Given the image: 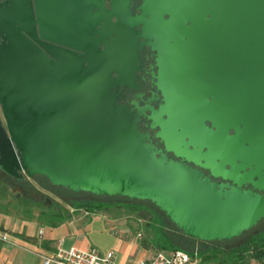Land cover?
Instances as JSON below:
<instances>
[{
  "label": "water",
  "instance_id": "1",
  "mask_svg": "<svg viewBox=\"0 0 264 264\" xmlns=\"http://www.w3.org/2000/svg\"><path fill=\"white\" fill-rule=\"evenodd\" d=\"M138 8L131 16L128 0L0 2L6 156L26 177L73 192L148 200L194 239L238 236L264 217V0ZM143 46L155 52L161 104L146 117L162 149L117 102L119 86L133 88Z\"/></svg>",
  "mask_w": 264,
  "mask_h": 264
},
{
  "label": "crops",
  "instance_id": "2",
  "mask_svg": "<svg viewBox=\"0 0 264 264\" xmlns=\"http://www.w3.org/2000/svg\"><path fill=\"white\" fill-rule=\"evenodd\" d=\"M59 211L61 219L54 225L39 221L37 214L17 217L10 212H0V233H6L8 239L0 240V264H42L37 253L50 254L59 242L63 248L92 247L99 253L112 251L117 264L145 261L156 252L170 255L179 247L186 248L190 255L195 252L194 259L187 264H218L201 260L196 254L203 247L198 240L173 233L155 217L143 219L140 213L143 210L115 205L95 210L71 206ZM157 231L167 236L168 243L161 244ZM236 264H264V259L258 262L243 257Z\"/></svg>",
  "mask_w": 264,
  "mask_h": 264
},
{
  "label": "trees",
  "instance_id": "3",
  "mask_svg": "<svg viewBox=\"0 0 264 264\" xmlns=\"http://www.w3.org/2000/svg\"><path fill=\"white\" fill-rule=\"evenodd\" d=\"M3 177H4V179L5 178L9 179V181L11 182L10 184L17 186L18 189L23 192V195H25V197H26L25 201L30 206H37V204H35L36 201H38V199L39 200L43 199L40 191L34 185H32V183L26 177L19 179L16 177L8 176L4 172L0 171V179L1 178L3 179ZM30 179L35 181L39 187H41L43 189H48V190L52 191L53 193H55L56 195H58L59 197H63V195L68 194V193L69 194L74 193L73 191L69 190L66 187L51 184L48 181V179L43 175L34 174L32 177H30ZM94 195H96V194H94ZM98 196H103V197H106L108 199H112V198L116 197V198H124L127 200H138V199H129L125 196H118V195H111V196H109V195H98ZM63 198L65 199V197H63ZM141 201H148V200H141ZM148 202H150V201H148ZM101 204H98V203L93 204V203H90L89 201H87L84 203H75L72 207H75V208L83 207L85 210L86 209L87 210H95V209L101 207L102 206ZM20 205H22L24 208L31 209V207H29V205H27V204H24V202H20ZM116 205H118V204H116ZM126 207H128L130 209L138 210V211L143 210V208L136 206V205L135 206L126 205ZM159 211H161V210H159ZM0 212H8L6 205L0 204ZM29 216L31 217V215H29ZM36 218L39 221L45 222L49 225H54L61 219V212L58 209H51V210L40 209L37 213ZM165 218L167 219L166 216H165ZM262 219H264V217L261 218L259 221H261ZM169 222L175 228H177L171 221H169ZM177 230H179V229L177 228ZM245 232H247V230L241 232L238 236L232 237L230 239L211 240V241H202V240L195 239V240H198V242L201 243L203 246L201 249H199L196 252V254L200 255L201 260L214 261V262H217L218 264H236L243 257L249 258V259H254L258 262H261L264 258V234L263 233L248 236V237L244 238L239 244H235V245H232V244L227 245L226 244V243L233 241L235 238L241 236ZM187 237L190 239H194V238L189 237V236H187Z\"/></svg>",
  "mask_w": 264,
  "mask_h": 264
},
{
  "label": "flooded vegetation",
  "instance_id": "4",
  "mask_svg": "<svg viewBox=\"0 0 264 264\" xmlns=\"http://www.w3.org/2000/svg\"><path fill=\"white\" fill-rule=\"evenodd\" d=\"M3 0H0V2ZM142 0H128V11L131 16L139 14V5ZM105 7L107 8V2H105ZM113 21V18L110 19ZM135 29L139 31V27L135 26ZM142 40L141 38H138ZM101 47V46H99ZM155 52L151 51L147 46H143L141 49L137 50V61L136 65L139 64V68L134 72V80H133V88H128L126 86H119L117 91L120 92L118 96V103L125 105L130 112L134 113V118H137V126L139 131L148 134L149 140L155 147L162 149V143L158 138L154 136L156 128H151L150 120L147 119V115L149 114V108L156 110L158 105L161 104V96L159 91L156 89L154 85V74L156 73V66L154 65ZM111 75H114L112 73ZM137 108H143L141 114H137ZM1 114V111H0ZM0 116V128L4 127L3 119ZM167 158H170L174 161L181 162L187 166L192 168H196L199 172L202 173L203 176L208 175L207 170L194 166L191 163L184 161L183 159L174 156L171 152H165ZM7 167L8 173L3 171L2 169ZM0 171L4 172L8 176L16 177V178H25L21 171L16 170L13 167L10 159L6 156V152L4 146L2 145L0 139ZM209 180L211 182H225V180L220 179L219 177H211L209 176ZM241 188L247 189L250 188L248 184L242 185Z\"/></svg>",
  "mask_w": 264,
  "mask_h": 264
},
{
  "label": "rangeland",
  "instance_id": "5",
  "mask_svg": "<svg viewBox=\"0 0 264 264\" xmlns=\"http://www.w3.org/2000/svg\"><path fill=\"white\" fill-rule=\"evenodd\" d=\"M1 116V114H0ZM2 119V117H1ZM3 121V120H2ZM4 171V170H3ZM24 174L23 171H21ZM26 176V175H25ZM32 185H34L41 193L42 198L41 200L38 199L35 204L37 206H30L26 203V197L23 195V192L18 189L17 186L10 184L11 182L9 179L3 177L0 179V204L6 205L8 212L14 214L17 217H28L29 215L35 216L40 209H58V210H65L70 209L75 203H84L89 201L90 203H98L102 206H112L114 207L116 204L119 206L126 207V205H133L139 206L143 208L141 211L142 218L148 220L150 217H155L157 221L160 222L161 225H167V228L173 233H181L177 228H175L164 216V214L159 211L152 203L148 201H141V200H127L124 198H112L108 199L103 196H98L91 194L89 192H82L77 191L72 194H65L63 197H59L52 191L48 189H43L37 185L35 181L26 177ZM20 202H24V204L29 205L31 209L24 208L20 205ZM121 209V208H120ZM152 214V216H150ZM158 234L156 235L157 239H160L162 242L161 244L168 243L167 236L164 235L161 231H157ZM264 234V219L259 221L255 226L247 229V232L243 233L241 236L235 238L233 241L226 243L229 244H239L244 238L254 235V234ZM180 250L187 251L186 248L179 247Z\"/></svg>",
  "mask_w": 264,
  "mask_h": 264
},
{
  "label": "built area",
  "instance_id": "6",
  "mask_svg": "<svg viewBox=\"0 0 264 264\" xmlns=\"http://www.w3.org/2000/svg\"><path fill=\"white\" fill-rule=\"evenodd\" d=\"M1 241H8L6 233H0ZM42 264H117L113 258V252L99 253L95 248L79 249L73 246L63 248L60 242L50 254L37 253ZM195 252L176 249L170 255L156 252L145 261H136L131 264H187L194 259ZM264 259V258H263Z\"/></svg>",
  "mask_w": 264,
  "mask_h": 264
}]
</instances>
